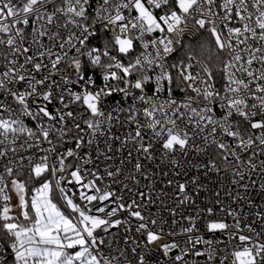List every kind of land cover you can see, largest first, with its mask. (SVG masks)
Returning a JSON list of instances; mask_svg holds the SVG:
<instances>
[{
  "label": "snow or ice",
  "instance_id": "obj_1",
  "mask_svg": "<svg viewBox=\"0 0 264 264\" xmlns=\"http://www.w3.org/2000/svg\"><path fill=\"white\" fill-rule=\"evenodd\" d=\"M0 264H264V0H0Z\"/></svg>",
  "mask_w": 264,
  "mask_h": 264
}]
</instances>
